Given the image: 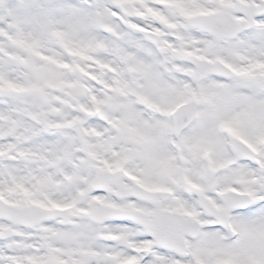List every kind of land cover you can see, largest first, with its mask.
I'll use <instances>...</instances> for the list:
<instances>
[{"label": "snow or ice", "instance_id": "1", "mask_svg": "<svg viewBox=\"0 0 264 264\" xmlns=\"http://www.w3.org/2000/svg\"><path fill=\"white\" fill-rule=\"evenodd\" d=\"M0 264H264V0H0Z\"/></svg>", "mask_w": 264, "mask_h": 264}]
</instances>
